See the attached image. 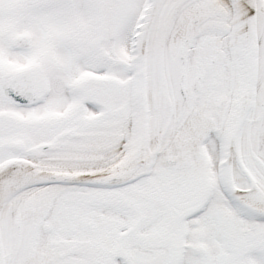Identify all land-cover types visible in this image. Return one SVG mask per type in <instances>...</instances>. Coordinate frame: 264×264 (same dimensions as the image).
<instances>
[{
  "label": "snow or ice",
  "instance_id": "1",
  "mask_svg": "<svg viewBox=\"0 0 264 264\" xmlns=\"http://www.w3.org/2000/svg\"><path fill=\"white\" fill-rule=\"evenodd\" d=\"M0 264H264V0H0Z\"/></svg>",
  "mask_w": 264,
  "mask_h": 264
}]
</instances>
